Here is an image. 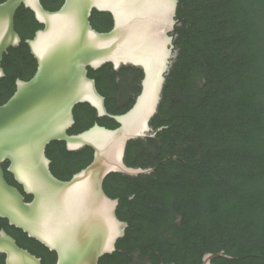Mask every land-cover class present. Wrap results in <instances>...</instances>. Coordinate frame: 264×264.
<instances>
[{
  "label": "trees",
  "instance_id": "1",
  "mask_svg": "<svg viewBox=\"0 0 264 264\" xmlns=\"http://www.w3.org/2000/svg\"><path fill=\"white\" fill-rule=\"evenodd\" d=\"M178 1L172 34L177 55L150 124L154 132L162 130L130 141L125 154L127 166L155 170L106 178L104 191L119 199L117 216L128 228L116 251L99 264H203L205 255L222 252L234 259L219 257L212 264H264V0ZM41 2L54 12L65 0ZM90 21L101 33L114 27L109 13L95 10ZM43 28L30 9L17 11L22 42L4 55L0 106L15 94L17 80L35 76L38 63L26 41ZM89 78L108 112L123 115L141 93L144 72L107 64L89 69ZM74 117L70 135L95 124L119 127L89 104L76 106ZM46 154L62 181L94 160L93 149L70 152L65 142L51 143ZM8 167L3 164L7 182L32 201ZM0 230L42 264H57L55 252L8 220L0 219ZM5 259L0 255V264Z\"/></svg>",
  "mask_w": 264,
  "mask_h": 264
},
{
  "label": "water",
  "instance_id": "2",
  "mask_svg": "<svg viewBox=\"0 0 264 264\" xmlns=\"http://www.w3.org/2000/svg\"><path fill=\"white\" fill-rule=\"evenodd\" d=\"M178 0H65L58 11L44 8L41 0H7L0 3V80L5 78L4 55L19 47L15 30L17 11L25 6L44 26L26 41L38 63L30 81L17 80V90L0 106V219L22 230L58 256L57 264H99L116 251L128 223L117 216L119 199L104 191L113 173L131 177L149 175L155 169L132 168L125 163L128 143L154 138L151 121L158 112L166 77L176 58L172 34L177 24ZM109 13L114 20L110 32L91 25L93 11ZM112 64L135 67L144 72L142 90L134 106L123 115L108 112L95 71ZM91 105L99 118H110L116 129L95 124L77 135L74 109ZM65 142L70 152L93 149V162L62 181L51 171L47 147ZM8 172L33 199L26 202L20 190L10 185ZM0 255L5 264H42V260L20 248L5 230H0ZM219 254H207L203 264H212Z\"/></svg>",
  "mask_w": 264,
  "mask_h": 264
}]
</instances>
